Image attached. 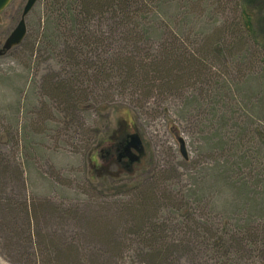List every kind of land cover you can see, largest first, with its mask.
<instances>
[{"label": "rangeland", "instance_id": "1", "mask_svg": "<svg viewBox=\"0 0 264 264\" xmlns=\"http://www.w3.org/2000/svg\"><path fill=\"white\" fill-rule=\"evenodd\" d=\"M26 1L0 13V264H264L263 57L208 38L232 42L215 30L241 22L233 1L189 16L157 0L163 34L129 40L109 16L54 37L38 0L4 50ZM132 64L172 70L130 80ZM133 132L146 153L129 172L116 159Z\"/></svg>", "mask_w": 264, "mask_h": 264}, {"label": "trees", "instance_id": "2", "mask_svg": "<svg viewBox=\"0 0 264 264\" xmlns=\"http://www.w3.org/2000/svg\"><path fill=\"white\" fill-rule=\"evenodd\" d=\"M157 0H46V8L49 10V33L54 37L65 36L66 32L69 35V30L64 29L65 26L72 28L73 33H76L77 29H85L87 33H90V29L88 28L89 21L98 19L103 20V18L109 16L115 21L116 26H120L123 29V34L127 36V38L135 39L137 35H146L153 34L162 35L163 32L160 28H156L155 23L151 22L149 12L155 7ZM187 5L182 8L184 9L186 15H193L194 11L199 10L198 5H203L204 9H211V6H214V3L218 2V0H186ZM230 0H226L229 2ZM233 4H235V9L239 11L241 22L234 24L233 23L227 25L226 22L221 26H217L215 33L225 35H230L233 39L232 42H229V45H219L220 41H223L224 38H220L215 35H210L208 38L211 40L216 39L215 41H211L210 47L215 50H220L225 53L226 51H230L232 44V51L237 50V54H248L251 52L253 47L254 51H258L262 54V61L264 64V0H232ZM161 2V1H160ZM163 6L159 4V8L161 9ZM155 15H157V9L155 10ZM157 19V17H156ZM173 19V18H172ZM175 21V20H174ZM147 23H152L153 28L147 26ZM139 28L141 30H139ZM26 37V36H25ZM217 37V38H216ZM226 39V38H225ZM234 41V43H233ZM209 43V42H208ZM22 44V43H20ZM209 47V48H210ZM209 48L207 45L204 47L202 45L199 48L198 53H202L204 57L209 53ZM229 48V49H228ZM201 49L205 51L201 52ZM178 53L177 50H174ZM174 51H168V57L175 56ZM208 52V53H207ZM74 55V54H73ZM182 60L177 55V58L173 59L174 63L185 64L188 72L193 73H201V70H204L202 67V62L197 61L195 55L191 58L188 57L185 59V55L181 52L179 53ZM138 65L127 66V79L133 80L137 78V75L146 67L144 72L146 73H162L166 72L170 69L168 66H162L160 64H155V66L145 65L141 66L139 70H137ZM122 68H126L124 64H121ZM149 69L151 70H148ZM126 70V69H125ZM169 77H171L168 74ZM166 81L164 77H162ZM181 81V77L177 79H171L167 83L178 84ZM135 85H137L135 83ZM109 155V153H107ZM105 158V156H104ZM107 158V156H106ZM118 158V157H117ZM116 165L120 167L121 170H125L121 164L116 159ZM128 171V170H126ZM149 195V194H148ZM143 197L142 200H144ZM151 198H146L145 203L150 201ZM145 206H141L138 212L142 214L145 212ZM136 210V209H135Z\"/></svg>", "mask_w": 264, "mask_h": 264}, {"label": "water", "instance_id": "3", "mask_svg": "<svg viewBox=\"0 0 264 264\" xmlns=\"http://www.w3.org/2000/svg\"><path fill=\"white\" fill-rule=\"evenodd\" d=\"M12 0H0V13L10 4ZM38 0H27L23 8V13L20 21L13 29L11 34L7 37L4 50H9L12 47L19 45L25 38L27 33L26 16L34 7ZM182 152L185 154L183 143H181ZM146 150L143 140L138 132H134L129 135L126 146L121 152V157H128V163L130 165L139 164L145 156ZM132 170V169H131ZM129 168V171H131Z\"/></svg>", "mask_w": 264, "mask_h": 264}, {"label": "flooded vegetation", "instance_id": "4", "mask_svg": "<svg viewBox=\"0 0 264 264\" xmlns=\"http://www.w3.org/2000/svg\"><path fill=\"white\" fill-rule=\"evenodd\" d=\"M129 135H130V133L129 134H125V136H123L124 138L121 139L122 140L121 141V146L118 148V158H117L118 159V162L126 170L127 169L129 170V168H131L132 165H130L128 163V160H129L128 157H121L120 155H121V152H122L123 148L126 146V143L128 141Z\"/></svg>", "mask_w": 264, "mask_h": 264}]
</instances>
